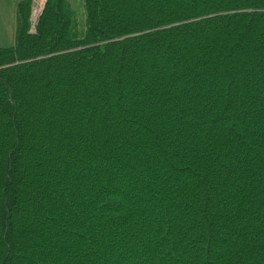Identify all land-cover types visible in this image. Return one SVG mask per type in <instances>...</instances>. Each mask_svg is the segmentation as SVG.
I'll return each instance as SVG.
<instances>
[{"label": "trees", "instance_id": "16d2710c", "mask_svg": "<svg viewBox=\"0 0 264 264\" xmlns=\"http://www.w3.org/2000/svg\"><path fill=\"white\" fill-rule=\"evenodd\" d=\"M32 0L0 48V264H264V0Z\"/></svg>", "mask_w": 264, "mask_h": 264}, {"label": "rangeland", "instance_id": "374dc122", "mask_svg": "<svg viewBox=\"0 0 264 264\" xmlns=\"http://www.w3.org/2000/svg\"><path fill=\"white\" fill-rule=\"evenodd\" d=\"M17 1L19 0H0V48H7L14 43V11ZM68 1L74 12L77 30L82 31L84 28V11L82 0ZM45 2L46 0H32L29 18L30 27L28 34H35V27L44 10Z\"/></svg>", "mask_w": 264, "mask_h": 264}, {"label": "water", "instance_id": "95a60500", "mask_svg": "<svg viewBox=\"0 0 264 264\" xmlns=\"http://www.w3.org/2000/svg\"><path fill=\"white\" fill-rule=\"evenodd\" d=\"M41 14V13H40ZM40 14H39V16H40Z\"/></svg>", "mask_w": 264, "mask_h": 264}]
</instances>
